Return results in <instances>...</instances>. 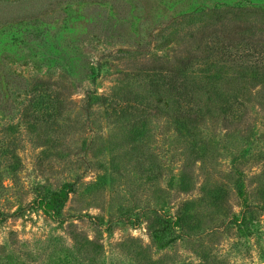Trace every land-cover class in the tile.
I'll return each mask as SVG.
<instances>
[{"label": "rangeland", "instance_id": "obj_1", "mask_svg": "<svg viewBox=\"0 0 264 264\" xmlns=\"http://www.w3.org/2000/svg\"><path fill=\"white\" fill-rule=\"evenodd\" d=\"M214 1L0 0V264H264L263 79H171L215 14L179 16ZM66 184L60 213L35 201ZM163 217L181 226L157 250Z\"/></svg>", "mask_w": 264, "mask_h": 264}, {"label": "trees", "instance_id": "obj_2", "mask_svg": "<svg viewBox=\"0 0 264 264\" xmlns=\"http://www.w3.org/2000/svg\"><path fill=\"white\" fill-rule=\"evenodd\" d=\"M202 10L215 15H212L208 20H204L205 24L202 26H190L188 33L184 34L187 39L182 40L183 45L177 49L179 50L177 51L176 59L177 69H175V73L171 78L177 95L183 96L189 91V82L193 81L191 79L194 78L190 74L189 68L193 66L197 67L198 74L194 71L197 74L195 76L196 81H201V78L205 77L200 75L202 71L207 72L212 68L214 71L226 73L225 79L227 82L224 83L225 87L231 85L236 87L241 83V68L249 69L250 72L259 75L264 81V0H233L232 3L217 0L209 8L199 6L194 8L189 14H185L187 12L185 11L179 17H185V15L197 17ZM26 18H30V16ZM233 21L236 22L235 26L232 25ZM234 27L237 28V31H233ZM246 34L250 35L245 37ZM202 42H205V45L201 46ZM223 61L229 62V66L226 67V63H222ZM199 65L205 67V69L203 67L198 69ZM15 79L21 81L23 78L19 79L16 76ZM168 79L163 76V84ZM23 80V83H26V80ZM3 81L6 82L5 80ZM0 88H2L1 75ZM4 94L0 93V104L4 103L2 99ZM44 95L45 93L39 95L38 98L36 96L28 97V101L31 102L35 110L46 106L48 99L46 101ZM255 95L258 98L256 105L264 108V82L260 83V88ZM186 99L179 103L180 105L183 104V106L177 104L181 112L184 111L185 105L189 106L188 99ZM53 101L54 99L51 98L50 102L52 103ZM225 105L227 108L218 107L219 117L226 124L241 123L244 115H242L240 120L238 118L240 111L234 112L230 110L231 106L226 102ZM189 109L190 113L195 112L191 106H189ZM189 112L187 113L190 115ZM73 190V186L67 189L66 184V186L51 189L45 193L37 191L35 201L40 204L45 212L60 213ZM236 220L237 218L234 217V221ZM180 226L178 217L174 221H171L169 217H163L162 225L152 231V241L155 248L157 250L165 248L167 241L164 235L169 232H176V228Z\"/></svg>", "mask_w": 264, "mask_h": 264}]
</instances>
